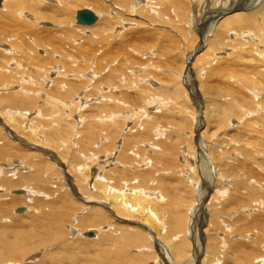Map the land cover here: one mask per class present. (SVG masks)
Returning <instances> with one entry per match:
<instances>
[{
    "label": "bare ground",
    "instance_id": "bare-ground-1",
    "mask_svg": "<svg viewBox=\"0 0 264 264\" xmlns=\"http://www.w3.org/2000/svg\"><path fill=\"white\" fill-rule=\"evenodd\" d=\"M77 2L78 3H85V6H83V8H78L81 6H76ZM108 3H109V7L111 6V7H114L115 9H118V12L120 11L123 15H120L117 12L115 13L113 10L108 8V5L105 6V4H103L100 0H84V2H81V0H1V5H0V124H2L6 133L10 134V136H12V138L15 139L14 143L16 142L15 143L16 145L12 146L13 141L11 142V140L9 143H4L6 148L1 147V144H0V219L9 216L12 212H14L16 210L22 212V213H19L20 216L24 215L29 210L31 211V207H32L33 208V216H32L33 225H35L36 227L40 226L41 224L43 226H45V224L51 225V227H49V232L52 231V234L47 232L48 234H45V236L42 237L43 240L44 239L54 240L55 238L58 239L59 236L61 235L60 231L61 230L63 231L62 225H64V222L63 223L61 222L62 225L60 226V228H61V230H60L58 222L56 220L60 219V217L62 216L61 211H59V210H62V208L57 210L56 207H59V205L58 206H55V205H56V203H58L57 199L61 200V198L63 197V200H64L66 198L64 197L65 194H64V196L61 194L59 196H57L58 194H57V191H55L56 190L55 187L50 185V176H52V175H49V174L46 175L45 174L46 168L47 167H53L54 165L59 166L60 170H62V172H64L68 183H70L72 185L71 186V188L73 190L72 196H73V194H74V197L77 196V198L80 200V202H81V200H82V202L85 201L87 203L86 206L90 202H93V203L96 202L98 204H101L102 207L105 208V210H103V212H105L107 209L108 211H110L108 213H110L111 216L113 215V217H115L116 219L119 218V220H120V218H121V220H123V219L124 220L125 219L126 220H134L137 218L138 215H135L134 213H132L129 216H126V215L129 214L128 209H130V207H131L130 204H133L132 200H135V203H137V204L136 205L134 204L133 205L134 207L130 210H133V211L136 210L138 212L141 210L140 215L143 214L142 210H144V212H146L145 211V209L147 208L146 201L147 200L153 201V199H154L153 197H151L153 199H149V198L146 199L147 195H149V197H150V195L153 196L154 193L148 192L144 189L135 188L133 185H131L132 182L128 183L129 181H127V180H124V182H120V180L116 181V179H127L126 177L129 174L136 176L137 170L133 171L134 169L133 170L130 169L131 167L134 166V164L131 163L133 161L132 160L130 161L129 157H128L129 159L124 158V160L122 159L123 161L121 160L122 164H120V165L123 166V169H119L120 170L119 173L117 175H114V180H115V183L117 185H114L115 184L114 183V184L108 186V184L104 185L105 183H100L99 184L100 192L95 193V191L90 189L91 187H90L89 183L87 182L89 180L88 179L89 177L87 178V176H85V175L81 176V174H84V172H83L84 170H82L81 171L82 173H80L81 169H77V167H75V165L73 166L74 167L73 168L72 167L73 164L71 162L73 160L67 162L68 159L65 158L67 160L66 161L64 159L63 152H61V150L63 148H64V150L65 149L70 150V148L73 147V145H76L74 143V141L76 140V138L79 134V131H78L79 128H77L78 126L76 127L75 124L77 125V123H82L83 119H82V116L81 117L79 116L77 118V116H75V114L73 112V109L77 108L79 110V107H78L79 104H81L83 106L86 102H87V104L90 102V98H89L90 95H88L86 92H84L85 89L87 90L86 87L89 85L88 90L91 88L90 90L92 92L94 90V87L96 88V91L98 90L99 87L101 90L102 89L101 87L104 84L102 85L100 83V79L101 78L104 79L105 76L107 77L108 84L112 85V88H113V86L117 87L119 85V83L114 84V82H117L118 80H120V79L117 80V78H116L117 81H113L112 83L111 82L109 83L108 79H109V77L112 76V75H110L109 72H111V71L113 72L115 68H113V69L110 68L109 72L105 71L108 68V65L110 66V62H111L109 60H108L109 62L107 60H105L106 56L105 57L101 56L105 60V62H103L101 60V58L100 59L95 58L97 55L94 54V56L96 55L94 58L98 59V60L94 59V61H92V63L94 62L93 65L96 64V66H97L96 70L92 71L91 70L92 69V63L90 61L93 59L92 54H91L92 49H90L88 46H86L87 43L89 44V42L91 40L89 38L91 36L89 38L87 37L89 39V42H88L85 35H83V38H84V40L86 38L87 43H86V45H84L85 42L83 40L80 43V46L83 43V46H86L87 48H85V50H83V49L79 50V46L77 47V45L79 43L77 45L75 43V41L78 39V37H77V39H75L74 35L78 32V29L86 30V32L91 31V34H94V36H95L94 38H97V37L99 38L98 41L96 40L98 44H101V46L104 44L106 46H109L112 43H114L113 41L115 39L123 40L124 37H125L124 41L127 39L126 35L132 26L130 25L131 27H129L130 23H127L126 21L134 20L133 23H135V21H136V24L138 23L137 26H140V25L143 26L145 23L144 21H146L152 25H159V26L165 27V26H168V24L173 23L172 22V17H173L172 14L174 12H176L175 15H177V16L179 15L181 22L183 24H187V23L190 25L195 24L196 27L199 29L200 33L202 34L201 39H200L199 43L197 44L196 49L193 52H191L190 56L187 57V60H186L187 63H189V61L193 58H194L193 60L195 63L201 61L202 67H199V68H201L200 72L205 70L206 68H212L215 71V73H217V74L219 73L221 75V77L227 79L228 77H230V75L237 72V70H238L237 67L241 66L240 61H244L247 57H250V59H252L257 64V66L254 65L252 67L253 71L249 69L250 68L249 66H248L249 68L246 67L248 65L247 63H246L247 65L243 64V66H244L243 68H245V69H242L243 72L240 71L241 72V74L239 75L240 78L237 76L239 78V83L241 84V86L239 84L237 87H234V85H233V87H231L232 83H230V86L225 83V85L223 84V86L219 88L221 90H219L217 92V94L220 96V98L229 99V100L231 98V99H233V100H231V102L235 100V103L231 104V102L229 101L230 106L228 105L229 107L226 108L228 101H225V102H227V104L224 102L226 105H224L223 108L219 107V108H221L219 110V112H218V108L216 106L214 108L213 107L210 108L211 109L210 112L207 110V108L209 107V106H207L206 110L204 111V115L206 114L205 119L207 122V124H206L207 129L213 124L212 120L214 121V119H212V118L216 119V117H214V116L221 114L222 115L221 122H222V124H224V126L230 125L232 127H235V129H237V130H240V128H241L244 130L250 129L251 131H256L257 135L251 139V141L249 142L250 145H247V147L250 148V150L244 146L240 147V144H242L243 141L239 144L238 140L235 139L236 138V136H235L234 139L233 138L230 139V142L222 141V139H223L222 138L221 141H220V139H218V141L216 140L214 142L213 146L210 144V148H209V145L206 147L204 146V150H202V152L209 149V151H208V152H210L209 158L211 160L209 162V165L207 163H204L206 160L204 162H202L203 165H201V166H203V167H198L196 165L194 167L191 166V163H192V165H194L193 163H194V161H196V159L191 156V153L194 152L192 147L194 148V150L197 149L196 148V146L198 144L197 142H194V144H192L193 145L192 147L189 145V143H187V141L182 142L181 146H183V144H184L183 154L174 155V157H169V154H167L168 153L167 151L172 149V147H173L171 144L172 141H170V143H169L167 141V138L169 136L167 135L168 137L164 138V137H162V135H164V134H162L161 132H164L162 122L167 120V119L164 120V118H167V117L170 118L171 117L170 114L165 112V110L171 108L173 106V102H171V99H170L171 92L166 91V93H164L165 90L161 89L163 86L160 85V82L163 83V80H161V78L158 77L157 75H154V73L156 71H154L153 76L148 75L149 76V77L147 76L148 80H146L147 81L146 83H148V85L150 84V85H152V87H154L153 93H152V91H150L151 89H149L148 95L143 93L144 95L143 96L141 95L142 100L140 98L139 99L137 98V100H138L137 104L135 103L136 102V99H135V102H134V104H136L135 106H131V104H130L131 102L129 103V101H128L129 97H127L128 95H125V94L122 95V92H120V91H117V93H116L115 88L113 90L110 89L112 91V95L114 96V98H112L111 96L108 95L111 93V91L108 89L110 91V93H108L107 92L108 90L106 91L104 86L103 87L107 93L102 94L101 93L102 91L101 92H100V90L97 91L96 95H100V98L99 97L98 98L102 99V101H103V102H100V100H99V102L101 104H103V106L106 110L109 109L111 106L113 111H112V109H109L108 111L105 110L106 112L100 111L101 112L100 115L94 116V114H93V116H91V118H89V114L87 113L88 114L87 119L89 120L88 123L90 124L89 126H92L91 129H89V128L88 129L91 132H93L92 129H94L95 131H98L97 129L100 130V128H101L100 125H102V124H103V126L105 124L107 125L108 123L112 125V122L113 123H115V122L120 123V121L125 123L126 121H132V120L137 118L138 122L136 123V121H135L134 123L137 125L141 124V126H143L145 128L142 130L143 132L141 134L138 133V135H141V137H142L141 141H143V143L141 144V149H142L141 151H143V152H141L142 154L140 153L141 154L140 155L141 162L143 163V160H144L143 158L145 157V158H148V160L152 163L150 170H148V172H146L147 175H151L153 177V175L155 174V171H156L155 169L158 167V165H163L164 169H166V170L173 169L172 174L173 175L178 174V176H177L178 178L179 177L183 178V176L186 175L185 180H187V181L190 180V182L193 179L192 176L191 177L189 176L190 172H191L189 170L190 167L193 169L195 168V172H198L197 168H199V171L201 169V171L199 172V175L201 174L200 176L204 178L203 179L200 177L201 179H203L202 180L203 183L205 182L204 180H206V179L210 180L209 182H211V180L216 179V183L212 184L213 186L208 185L209 183L207 182V180L205 182L207 188L199 198H200L201 205L203 204L202 209L204 208V206L206 204H207V206H206L207 209H205L206 211L204 210V214L201 215L202 217L200 216V214L198 215V217L200 216V218H197L199 220L198 224L197 223H196V225L192 224L194 226V228H193L191 223H190L191 222L190 219H188V221H187V218H190L189 214L192 215L196 212L195 211L196 208L194 209V206L192 204L193 202L191 204H184V206L186 208V209H184L185 212H183L182 215L178 216L179 219L177 218L178 221H177V224H175L177 230H179V232L182 231V233L184 231H186L185 229H188L187 226H190V225H191L192 233L195 232L196 228L198 229L195 232V236H197V238H198L197 240L194 239V240H196L195 244L197 245V243L199 242V239H202V243H198L197 247L195 248V252H194L195 260L190 259V260H185L184 262H180L183 260V256L185 255V252H183L179 255L180 257H182V260L175 261L173 264H228L227 262H225V260L228 258V256L227 255L221 256L223 254L222 251L224 252V250H227L226 252H228V250L234 251V252L236 251L239 254L238 256H236L234 254V252L233 253L231 252L232 254H234L236 256V258L233 257L235 259L234 260L232 259L233 260L232 264H238L240 259H241V262H243V264H261L260 263L261 261L264 262V252L261 253L259 250H257V248H256L257 252L259 251L261 254H256V253L252 252L251 248L249 247V244L247 245L249 247V248L248 247L246 248L247 250L241 251L243 242H242V245L239 241H235V240L233 241V239H231L233 242H228L227 237H224L223 233H225L226 230H228V232L230 230H232V232L234 231L233 233H231L233 235V237L235 236V234H237V235L242 234V235H240V237L246 235V237L251 238L252 242L254 241V244H255V242L263 243V249H264V222H262V220L264 221V219L261 220V218H264V169H263L264 168V159H263V157H264V0H190V2H189V0H109ZM202 3L205 6L203 5L202 8H200V5H202ZM81 9L91 10L97 16V21L93 24H81V23H79L77 20V13ZM200 9H201V11H200ZM184 12H186L187 15L184 16ZM196 12H200L202 15V18H205V20L200 18L199 21L202 22V23L199 22L200 24L198 23V17H197L200 14L197 13L198 14L197 15ZM207 14H209V16H207ZM201 15L199 17H201ZM135 16H138L141 19H138L139 21L135 20V18H133ZM155 16H158V18L160 19L159 20L160 23L155 24V21H156V19H154ZM206 19H209V21L207 22ZM47 20L51 21L49 23L50 25L52 22H54V24L52 23L53 25L59 26V28H56V29L54 28L56 26L53 27V29L55 31L54 32L55 34L53 33V35L50 34V32L48 31V29L45 26H43V23L45 25V23L48 22ZM72 23L77 27V31L75 32V34H73V31H75V29L71 30L72 25L70 27V24H72ZM133 23H131V24H133ZM179 24H181V23H179ZM204 25H206V32H207L206 34L203 33V29H202V27ZM75 26H74V28H76ZM145 26H147V25H144L143 27H145ZM186 27L189 28L190 26H186ZM159 28H161V27H159ZM159 28H157V29L154 28V31L160 30ZM96 29L99 31L97 32ZM147 29H150V28L148 27ZM44 30H46V31H44ZM92 30H93V32H92ZM41 31L42 32L48 31L46 38L41 37V35H42V34L40 35ZM79 32H80V30H79ZM179 32H181V28L179 29ZM123 33H124V35H122ZM144 33H145V31H144ZM144 33H143V36H144ZM161 33L164 35H167V36L171 35L168 33L167 29H163V28H162ZM84 34H85V32H84ZM86 34L90 35V33H86ZM184 34H186V33H184ZM141 35H142V33H141ZM188 35H190V34H188ZM77 36H80V34H78ZM129 36H131V35H129ZM156 36H158V34ZM30 39L32 41L34 40L35 46H34V44H31ZM92 41H93V39H92ZM94 41H93V43H95ZM117 41H119V40H117ZM181 41H182V39H181ZM150 42H152V41H150ZM74 43H75V45H73ZM90 43L92 45V42H90ZM161 43H163V42H161ZM120 44H122V43H120ZM158 44H159V42H158ZM93 45L94 46H92V48L94 49V47L96 45L95 44H93ZM105 45H104V48H105ZM124 45L125 44H123L122 46H124ZM168 45L171 47V45H172L171 42H169ZM31 46H34V48H32ZM41 46H45V48L42 49ZM89 46H90V44H89ZM81 48H82V46H81ZM96 48H98V47L96 46ZM150 48L145 47L143 49L150 50ZM102 49L103 48L101 47V50ZM106 50H107V48H106ZM106 50L104 51L105 54L108 53ZM111 50L113 51L114 49L111 48ZM166 50H168V49H166ZM41 51H43V53H41ZM88 51H89V53H88ZM102 51L99 50L100 53L98 52V56H99V54H103V53H101ZM112 51H110V52L112 53ZM121 51H123V50H121ZM153 52H155V51L153 50ZM162 53H164V52H162ZM112 54H111V56H112ZM120 54H121V52H120ZM56 56H59V57H56ZM156 56H158V55H156ZM112 57H114V56H112ZM152 57H154V56H152ZM114 58H116V57H114ZM114 58H113V60H115ZM110 59H111V57H110ZM125 59L127 60V58L124 57V60ZM143 59L146 60L145 58H143ZM195 59H196V61H195ZM113 60L111 63H113ZM129 60L132 63L134 62V60L133 61L131 59H129ZM203 60H204V62H203ZM245 61L247 62L248 60H245ZM149 62L150 61H148V63ZM130 63H129V65H130ZM121 64H122V62H121ZM124 64H126V63H124ZM189 64L185 68V71L180 70L177 73V75L179 77L183 76L184 80L186 79L188 73L190 72L189 70L191 69V68H189ZM203 64H204V66H203ZM34 65L36 66V69H37V72L35 70V78H33V76H32L33 74L31 75V68ZM111 66L113 67V64ZM129 67H131V66H129ZM133 67L135 68V65L132 66V69H133ZM148 68H145V69L148 70ZM125 69L126 68H124L123 70H125ZM129 69L130 68H128V70ZM153 69H155V68H153ZM89 70H91V73H89ZM140 70H141V68H140ZM244 70H246V72ZM117 71L119 73V69ZM43 72L47 73L46 76H44L45 74H43ZM141 72H143V70ZM157 72L160 74L159 71H157ZM158 73H156V74H158ZM120 74L121 73H119V75ZM173 74H171V76ZM253 74H255L257 77ZM119 75H117V77ZM144 75H146V73ZM133 76L137 80H139L136 77V75L133 74ZM159 76H161V74ZM253 76L256 77L255 80H254ZM121 77H122V74H121ZM129 77L134 78L131 75H129ZM217 78L215 77V79H217ZM113 79L115 80V78H113ZM122 79H124V78L122 77ZM167 79H170V78H167ZM109 80L111 81V79H109ZM158 80L160 82H158ZM177 80H178V78H177ZM133 82H135V79ZM137 82L139 84V81H137ZM171 82H172V80H171ZM140 83H142V82H140ZM143 83H145V80ZM49 84H51V86H55L54 89L48 91V90H43V89L39 88L40 92H42V93H43V91L47 92V93L44 92L43 95L42 94L40 95V92L38 91V86H41L44 88V85H45L46 88L48 89L50 87ZM122 84H124V83H122ZM122 84H120L119 86L126 89V87L123 86ZM128 84H130V83H128ZM148 85H147V87L145 86V88H148ZM159 85H160V87H158ZM130 86H131V84H130ZM106 87L109 88V86H106ZM51 88L52 87H50V89ZM1 89H4L5 91L2 92ZM104 89H102V90H104ZM133 89H134V87H133ZM140 89L143 90L142 87ZM175 89H177V88H175ZM213 90H214V88H213ZM215 90H217V89L215 88ZM87 92H89V91H87ZM94 92L92 94L95 96ZM99 92L101 94H98ZM118 92H119V94H118ZM138 92H140V90ZM149 92H150V94H149ZM132 93H134V92H132ZM92 94H91V99L92 100L95 99L93 101H96V97L93 96L94 97L93 98ZM130 96H132V94ZM41 97H43L42 100L45 98L44 99L45 101L43 102L44 104L43 103L38 104L39 102H42V100H40ZM108 101H111V102H108ZM210 101H208L207 103H209ZM96 102H94L96 104V106L94 104V107L101 106V105H99L100 103H98V102L96 103ZM211 102L214 103V101H211ZM91 103H92V101H91ZM91 103H89V105ZM170 104H172V105H170ZM97 105H99V106H97ZM216 105H217V103H216ZM94 107H93V111H94ZM89 108H90L89 110L92 111L91 110L92 107H89ZM153 109H154V111H153ZM85 110H87V109H85ZM85 110L83 111L84 113H85ZM97 110L99 112V109H97ZM97 110H95V111L97 112ZM80 111H82V109H80ZM239 111H241V113ZM169 112H170V109H169ZM238 112L241 115L235 114ZM81 114H83V113H81ZM180 114L182 115V113H180ZM144 115H146L145 118H143ZM235 115L238 117L237 119L234 118ZM259 116H262V119ZM73 117H75V118H73ZM252 117H255L256 119H259V120L253 121ZM131 118H134V119L131 120ZM207 118H208V120H207ZM217 118H218V116H217ZM243 118H244V120H243ZM21 120H22V122L20 125H22L23 123H26V126L29 129H31V131H33V132H31L32 134H34L33 136L37 137L35 139V141L33 142V145L27 141L28 138L26 139V135L24 133H21V132L19 133L14 128V126L15 127L17 126V125H15L17 123V121H21ZM72 120L77 121V123L73 122ZM241 120H243V124H242V122L240 123L242 125L239 124V122ZM247 120H249V121L246 122ZM139 121H142L143 124L139 123ZM122 122H121V124H122ZM127 124H129V123H127ZM256 124H258L259 126H257ZM17 128H20V127L17 126ZM108 128H110V127L107 126V129ZM201 128H202L201 125H199L198 127L196 126V135L197 136H199V131ZM247 128H249V129H247ZM82 129L83 128L81 127V130ZM178 129L179 128H177V130ZM135 130H136V128H135ZM67 131H70L69 135H67ZM84 131L82 130V132H84ZM179 131H182V130H179ZM103 132L104 133L106 132L105 129ZM113 132H114V130H113ZM207 132H208V130H207ZM240 132H241V130H240ZM87 133L89 134V132H87ZM106 133H108V132H106ZM167 134H169V133H167ZM85 135H84V137H85ZM119 135H120V132H119ZM178 135H179V133H178ZM178 135H177V137H178ZM190 135L192 136V134H190ZM3 136H5V135H3ZM132 136H133V134H132ZM96 137H97V135L92 133L91 137L88 139L93 141V139H95ZM124 137H126V136H124ZM118 138H120V137H118ZM179 138H180V136H179ZM203 138H201V139H203ZM6 139H4V140H6ZM126 139L124 138V140H126ZM114 140H116V138ZM120 140L123 141V139H120ZM132 140H133V138H132ZM145 140H149V141L151 140L152 142L145 141ZM175 140H176V142L178 141L176 138H175ZM92 141H90V142L92 143ZM194 141H196V140H194ZM109 142H108V145H109ZM180 142H181V140H180ZM199 142H201V141H199ZM211 142H212V140H211ZM65 143H66V145L69 143L67 145V147H66ZM72 143H74V144H72ZM82 143H86V142L82 141ZM116 143L117 142H115L114 145ZM138 143L140 144V142H138ZM77 144H78V142H77ZM175 144H177V143H175ZM202 144L204 145L203 142H202ZM118 145H120V143ZM134 145H135V143H134ZM177 146H179V145H177ZM188 146H189V148H188ZM228 146L230 148L231 147H236V148L230 150V148ZM36 147L38 148V153L40 154V152H41V155H40L41 157H38V156L36 157V155H34L33 153L30 152L33 149H37ZM112 147H113L112 150L116 149V148H114V146H112ZM217 147L221 148L220 149L221 151L219 150L220 153L217 152L218 149L217 150L215 149ZM92 148L93 147H91V149ZM106 148H108V147H106ZM76 149L74 151H76V154L78 156V153H80V152H77ZM119 149H121V146ZM125 149H126V147H125ZM136 149H138V148L135 147V150ZM191 149L193 152H191ZM181 151H182V149H181ZM36 152H34V153H36ZM95 152H96V150L94 151V153ZM170 152L172 153L173 151H170ZM175 152H177V151H175ZM175 152L173 154H175ZM208 152H207V155H208ZM243 152H245V153H243ZM84 153L86 154L87 152L83 151V155H84ZM88 153L91 154L90 151ZM94 153H92L93 155H91V156H93L92 157L93 159H94ZM115 153L117 154V152H115ZM96 154H98V153H95V155ZM200 154H202V153L200 152ZM112 155H114V153L111 154L110 157H113ZM121 155H123V154H121ZM130 155H132V154H130ZM91 156L87 157V159L88 158L91 159ZM98 156H100V154ZM102 156H103V154H102ZM107 157H108V155H107ZM133 157H136V156H133ZM72 158H75V157H72ZM81 158H83V157H81ZM93 159H91V160H93ZM97 159L95 158V160H97ZM107 159L102 158L99 160V162H101V163L103 162L104 164L107 163V165L109 166V164H111L115 161V160L113 161V158H112V160L110 158H109V160H107ZM212 159H213V162H212ZM76 160H79V159H76ZM180 160L182 161L181 164H183L182 168L179 165V162H181ZM85 161H87V160L85 159ZM77 163L79 165V162H77ZM77 163H76V165H77ZM257 163H259V164L262 163V165H259L261 167L260 170H257V167H256ZM93 164L96 165V163H93ZM104 164H102L101 168L104 166ZM244 164H245V166H244ZM175 165H176V167H175ZM113 166H114V164H113ZM115 166H114V168H115ZM211 166H212V168L216 167L215 177H213V173L210 170ZM80 168L84 169L83 167H80ZM103 168H106V165ZM71 169L75 172V175H74L75 180H74V177H72V175L70 174ZM72 170H71V172H72ZM89 170H90V167H89ZM113 170L117 171L116 169H113ZM128 170H130V171H128ZM175 170H178V172L175 173ZM62 172H61V174H62ZM94 172H95V170H94ZM98 173H99V170H98ZM101 173L103 174L102 170H101L98 178L101 176ZM192 174H193V172H192ZM58 175H60V174L58 173ZM144 175H145V172H144ZM80 176H81V178L82 177H84V178L80 179L79 178ZM92 176L93 175H91V177H90L91 180H92ZM258 177H260L259 178L260 181L258 180ZM56 178H58V177H56ZM61 178H62V176H61ZM181 178H179V179H181ZM77 179H78V184H77ZM79 179L83 182L82 183L80 181L83 185L79 183ZM140 179H141V177H140ZM55 181H57V180L54 179V182ZM98 182H99V180H98ZM160 182H161V179H160ZM198 183H200V182L198 181ZM47 185H49L50 187H54L55 190L54 189L50 190L48 187L45 188ZM58 189H61V187L59 186ZM65 190H67V189H65ZM79 193H80V195H79ZM52 195H54V196H52ZM70 195H68L67 198L70 197L72 199V196H70ZM41 196H43V197L45 196L46 198L49 197L50 199H48V201L44 202L45 200L41 201L37 198V197H41ZM53 198H55V199L53 200ZM257 198H261L260 200L256 201V202H259L257 204V207L251 206L253 204L254 200H256ZM72 200L74 201L75 198ZM195 200H197V199H194V201ZM29 201L30 202L33 201L34 205L29 206L28 205ZM35 201H37V202L35 203ZM159 201H162V199ZM152 203L154 204V201ZM199 204L200 203L198 202V205ZM255 205H256V203H255ZM43 206H44V208H43ZM89 206H88V208H89ZM161 206H163V205H161ZM250 206H251V208L253 207V208H256L258 210L259 216H258V218L256 216L257 220L255 217H254V219H255L254 221H252L253 219H250L249 216L251 214L247 213V212H249L248 209L250 208ZM231 207L233 208V212H231ZM85 209H87V208H85ZM234 209H237V211H235ZM25 210H26V212H25ZM146 210L148 211L146 213V214H148V216L154 215V217H155L156 215H158V214L155 215V213L152 212V210H148V209H146ZM18 211H16V212H18ZM136 211H134V212L136 213ZM254 211H252V212H254ZM65 212H63V213H65ZM161 212H163V211H161ZM235 212H236V215L233 214ZM245 212H246V215H245ZM79 213L80 212H78L76 216H73L75 218V221L79 220V218H80ZM84 213H86V211H84ZM65 214H67V213H65ZM73 214L75 215V213H73ZM105 214H106V212L104 213V215ZM19 215H17V216H19ZM80 215H82V214H80ZM83 215H85V214H83ZM83 215L81 216L82 218H83ZM100 216H101V214L99 215V217ZM233 216H235V217H233ZM63 217H64V215H63ZM95 217L98 218L96 215H95ZM231 218H234L235 221L233 219V221L231 222V220H230ZM71 219H72V217H71ZM87 219H90L89 216H85L83 218V221L86 224H88ZM156 219H158L160 224L162 223L161 224L162 226L165 225L162 221H160V219L158 217H156ZM156 219L154 221H157ZM62 220H64V219H62ZM115 220H114V222H115ZM90 221H91V219H90ZM164 221H166V220H164ZM171 221H173V220H171ZM241 222L243 223V225L245 224L243 227H240V226H242ZM65 223H67V222L65 221ZM102 224L105 225V223H102ZM65 225L67 226V224H65ZM70 225H71V223H70ZM73 226H74V224L72 225V227ZM125 226H127V225H125ZM125 226L123 228H125ZM203 227H205V228H203ZM127 228L130 229L129 227H127ZM127 228H125V231H124L125 233L121 236L122 238L120 239V241H122L119 245L120 256L118 255L121 259L120 264H140L141 261L134 259V257H129V255L127 254L126 251L129 250V247H132L136 242L140 243V241L144 237H147V239L149 240L150 243L153 242V240L155 239V232L153 233V230L151 228H148L146 233L143 234V233H140L139 231H137V232H130V230L127 231ZM255 229H256V232L254 234V233H252V231H255ZM88 230H89V228H87V227H82L81 229L79 227L78 228L75 227V228H72V231H70V233L72 234L73 237H77V236L81 235V236L89 239V237L93 236V235L91 234V232H90L91 235H88V233L85 234V231L88 232ZM103 230L105 231V229H103ZM144 230H145V228H144ZM101 233L102 232L99 233V231L96 233H93L94 239L95 238L97 239L98 237H100ZM104 233H106V232H104ZM104 233L102 235H104ZM165 233H167V232H165ZM145 234H146V236H144ZM175 234L173 233L172 236H175ZM183 234L185 236V232ZM205 234H206V236H205ZM192 235H194V234H192ZM219 235L222 236L221 241H220L221 236H219ZM107 236L105 237V239H107ZM164 236H166V235H164ZM217 236H219V239L217 238ZM205 237H207V239H205ZM103 239H101V240H103ZM170 240H173V239L170 238ZM170 240L168 241L169 243L171 242ZM179 240H180V237H179ZM204 240H206V243H204ZM117 241H118V239H117ZM178 241H175L176 242L175 245H178ZM181 241L182 240H180L179 242H181ZM252 242H250V243H252ZM185 243H186V241L183 244L184 245L183 248L186 247ZM229 243H230V245H229ZM0 244H5V245L9 246L1 238H0ZM181 244L182 243H180V245ZM21 245H24V243L22 242ZM252 245H253V243H252ZM179 246H176V247H178V250H180L177 252V255L179 254V252L184 251L181 248H179ZM225 246H226V248L224 250H221V248H224ZM19 247H20V245L18 244V246H15L13 249L16 250ZM149 247H152V246H149ZM160 247L162 249L157 248L158 252L161 255L162 259L165 260L166 259L165 256L168 257V254L165 251L163 245H160ZM254 247H255V245L252 246V249ZM173 249H175V248H173ZM185 249L187 251V247ZM141 250H142V248H141ZM254 250H255V248H254ZM240 251L243 252L244 256L241 255ZM23 252H25L24 249H23ZM121 253H122V255H121ZM128 253H130V251ZM187 253H188V251L186 252V254ZM36 254H38V253H35V254L31 253V254L27 255V259L30 260L31 264L36 262V260H37ZM124 257H125V259H124ZM155 257L157 258V256H155ZM153 258H154V256H153ZM157 260H158V258L155 259V261L151 260L145 264H152L153 262H155L154 264H156Z\"/></svg>",
    "mask_w": 264,
    "mask_h": 264
},
{
    "label": "rangeland",
    "instance_id": "rangeland-1",
    "mask_svg": "<svg viewBox=\"0 0 264 264\" xmlns=\"http://www.w3.org/2000/svg\"><path fill=\"white\" fill-rule=\"evenodd\" d=\"M103 4H105V6H107L108 5V8L109 9H111V10H113L115 13L117 12L118 14H120V15H123L120 11L118 12V9H115L114 7H109V0H100ZM81 2H84V0H81ZM189 2H190V0H189ZM204 4L202 3V5H200V8H202V6H203ZM76 6H81V7H78V8H83V6H85V3H78L77 2V4H76ZM205 6V5H204ZM75 8V7H74ZM92 8V7H91ZM204 10V9H203ZM200 11H201V9H200ZM203 12V11H202ZM200 14L201 15V13L200 12H196V14ZM112 14V13H111ZM176 14V12H174L172 15H173V17H172V22L173 23H171V24H168V26H159V25H152V24H150L149 22H146V21H144L145 23H144V25H147V26H145V27H143V26H137V24H136V21H135V23H133L134 22V20H129V21H126L127 23H130L129 24V27H131V29L129 30V32L127 33V39L124 41V39H125V37H124V39L123 40H121V39H115L113 42L114 43H112L111 45H109V46H106L105 44V48H104V45H102L101 46V44H98L97 43V41H98V37L97 38H94L95 36H94V34H91V31L90 32H86V30H81V29H78V34H80V36H77L76 34H75V32L77 31V27L72 23V24H70V27H71V25H72V27H71V30H73V29H75V31H73V34H75L74 36H75V39H77V37H78V39L75 41V43H76V45H77V47L79 46V50L80 49H83V50H85V48H87L86 46H88L90 49H92V60H90L91 61V63H92V61H94V59L95 58H98V59H100L101 58V60L103 61V62H105V60H109V61H111L112 62V60H113V58L114 57H116V58H114L115 60H113V63H111L110 62V66L113 64V67L111 66H109L108 65V70L106 69L105 71H110V68H117L116 70L114 69V71L112 72H109L110 73V75H112L111 77H109V79H111V81L108 79V81H109V83L111 82H113V81H117L118 79H120V80H118L117 82H114V84H118L119 83V85L120 84H122V83H124V84H122L123 86H125L126 87V89H124L123 87H121V86H117V87H114L113 86V88H112V85H110V84H108V82H107V77L105 76L104 77V79L103 78H101L100 79V83L105 87V89H106V91L109 89H114L115 88V91H116V93H117V91H120V92H122V95L123 94H125V95H128L127 97H129L128 98V101H129V103L131 104V106H135L137 103H138V100H137V98L139 99H141L142 100V96L144 95V94H147L148 95V91H149V89H151L150 91H152V93H153V88L154 87H152V85H148V83H146L147 81L146 80H148V77L150 76V75H152L153 76V73H154V71H156L155 73H154V75H157L158 77H160L161 78V80H163V83L162 82H160L159 80H158V82H160V85L161 86H163L161 89H164L165 91H164V93H166V91H168V92H171V96H170V99H171V102H173V106L171 107V108H169L170 109V112H169V109H166L165 110V112L166 113H168V114H170V118L169 117H167V118H164V120L165 119H167V120H165V121H163L162 122V126H163V131L164 132H161L162 134H164V135H162V137H164V138H166V137H168L167 138V141L170 143V141H172L171 142V144H172V149H170V150H168L167 152V154H169V157H174V155H180V154H183V150H184V144H183V146H181L182 145V142H184V141H187V143H189V145L192 147L193 145L192 144H194V142H197L198 144H197V146H196V148L197 149H195L194 150V148L192 147V149H193V151H192V149H191V152H193V153H191V156L192 157H194L195 159H196V161H194V165H192V163H191V166L192 167H194L195 165L196 166H198V167H203V166H201V165H203L202 164V162H204L205 160V162L204 163H207L208 165H209V162H210V156H209V154H210V152H208L209 151V149H207V150H205L204 152H202V150H204V146L206 147V146H208L209 145V148H210V144L213 146L214 145V142L217 140L218 141V139H220V141H221V139H222V141H226V142H230V139L231 138H235V136H236V140H238V142H239V144L242 142V144H240V147H247V145H250L249 144V142L251 141V139L253 138V137H255L256 135H257V133H256V131H251L249 128H247V129H249V130H244V129H241L240 128V130H241V132H240V130H237V129H235V127H232V126H230V125H226V126H224V124H222V122H221V117H222V115L220 116V115H216V116H214V117H216V119L215 118H212V119H214V121L212 120V125L207 129V126H206V124H207V122H206V114L204 115V111L206 110V107L207 106H209L208 108H207V110L210 112L211 111V109L210 108H214L215 106L218 108V112H219V110L221 109V108H223V106L224 105H226L227 104V102H225V101H228V104H227V106H226V108H228L229 106H230V102H231V100H233V99H231L230 98V100L229 99H224V98H220V96L217 94V92L219 91V90H221V89H219L220 87H222L223 86V84L225 85V83L226 84H228L229 86H230V83H232L231 84V87H233V85H234V87H237L240 83H239V78H240V74H241V72H243V70L242 69H245V68H243L244 66H243V64L244 65H247L246 67H248L250 70H252V67L254 66V65H256L257 66V64L252 60V59H250V57H247L245 60H250L249 62L247 61H240L241 62V66H239V67H237V72H235V73H233L232 75H230V77H228L227 79L226 78H223V77H221V75L218 73H215V71L212 69V68H206L205 70H203V71H201L200 72V70H201V68H199V67H202V64H201V61H199V62H197V63H195L194 62V58L193 59H191L190 61H189V63H187L186 62V60H187V57H189L190 56V54H191V52H193L195 49H196V47H197V44L199 43V41H200V39H201V33H200V31H199V29L196 27V25L195 24H193V25H190V24H183L182 22H181V19H180V17H179V15L177 16V15H175ZM197 14V15H198ZM185 15H187V13L186 12H184V16ZM196 15V16H197ZM199 15V16H200ZM199 16H197L198 17V23L200 22V23H202L201 21H199L200 20V18H202V15H201V17H199ZM207 16H209V14H207ZM133 18H135V20H138V19H141V18H139L138 16H135V17H133ZM176 18V19H175ZM178 18V19H177ZM209 18V17H208ZM154 19H156V21H155V24H157V23H160V19L158 18V16H155V18ZM203 20H205V18H202ZM48 21V20H47ZM54 21V20H53ZM139 21V20H138ZM206 21L208 22L209 21V19H206ZM44 22V21H43ZM42 22V23H43ZM46 22V21H45ZM51 21H48L47 23L49 24ZM197 22V21H196ZM41 23V24H42ZM47 23H45V25H44V23H43V26H45L47 29H48V31L50 32V34H52L53 35V33L55 32L54 31V29H53V27L54 26H56V27H54L55 29L56 28H59V26H57V25H53L54 24V22H52L51 23V25L49 24H47ZM126 23V24H127ZM131 23H133V24H131ZM147 23V24H146ZM178 23V24H177ZM179 23H181V24H179ZM199 23V24H200ZM131 25V26H130ZM136 25V26H135ZM74 26L76 27V28H74ZM152 26V27H151ZM158 26V27H157ZM183 26V27H182ZM186 26H190L189 28L188 27H186ZM199 26V25H198ZM150 28V29H147V28ZM159 28V27H161V28H159L160 30H158V31H154V28ZM53 30H52V29ZM162 28L163 29H167L168 30V33L169 34H171L170 36H167V35H164V34H162L161 33V31H162ZM181 28V32H179V29ZM184 28V29H183ZM191 28V29H190ZM140 29V30H139ZM186 29V30H185ZM193 29V30H192ZM202 29H203V33L204 34H206L207 32H206V25H204L203 27H202ZM205 29V30H204ZM79 30H80V32H79ZM97 30V29H96ZM138 30V31H137ZM44 31H46V30H44ZM48 31L47 32H40V35H41V37H44V38H46V36H47V33H48ZM88 31V30H87ZM99 30H97V32H98ZM131 31V32H130ZM137 31V32H136ZM144 31H145V33H144ZM152 31V32H151ZM188 31V32H187ZM83 32V33H82ZM84 32H85V34H84ZM92 32H93V30H92ZM158 32V33H157ZM177 32V33H176ZM86 33H90V35L89 34H86ZM141 33H142V35H141ZM143 33H144V36H143ZM184 33H186V34H184ZM55 34V33H54ZM152 34V35H151ZM158 34V36H156ZM162 34V35H161ZM188 34H190V35H188ZM192 34V35H191ZM83 35H85V37L87 38H89L90 36V38L89 39H91L90 40V42H92V45H91V43L89 42V39L87 38V40H88V42H89V44H90V46H89V44L86 42L87 40H86V38H85V40H84V38H83ZM122 35H124V33L122 34ZM129 35H131V36H129ZM136 35V36H135ZM147 35V36H146ZM155 35V36H154ZM56 36V35H55ZM93 36V37H92ZM150 36V37H149ZM153 36V37H152ZM174 36V37H173ZM182 36V37H181ZM186 36V37H185ZM138 37V38H137ZM144 39H143V38ZM146 37V38H145ZM161 37V38H160ZM177 37V38H176ZM131 38V39H130ZM160 38V39H159ZM170 38V39H169ZM92 39H93V41L95 42V43H93V41H92ZM153 39V40H152ZM169 39V40H168ZM181 39H182V41H181ZM184 39V40H183ZM188 39V40H187ZM84 40V42H85V44L84 45H86V43H87V45L86 46H83V43H82V48H81V46H80V43L82 42ZM97 40V41H96ZM117 40H119V41H117ZM133 40V41H132ZM157 42H156V41ZM164 40V41H163ZM30 41H31V44H34V40L32 41L31 39H30ZM78 41V42H77ZM124 41V42H123ZM150 41H152V42H150ZM33 42V43H32ZM158 42H159V44H158ZM161 42H163V43H161ZM169 42H171V47L168 45L169 44ZM75 43L73 44V45H75ZM120 43H122V44H120ZM127 43V44H126ZM93 44H95L98 48H96V46L94 47V49L92 48V46H94ZM123 44H125L124 46H122ZM180 44V45H179ZM48 45V44H47ZM116 45V46H115ZM165 45V46H164ZM34 46H35V44H34ZM34 46H31L32 48H34ZM133 46V47H132ZM151 48H150V47ZM42 47V49L43 48H45V46H41ZM101 47L103 48L102 50H101ZM150 48V50H145V49H143V48ZM106 48H107V50H106ZM111 48L112 49H114L113 51L111 50ZM165 50H163V49ZM168 49V50H166V49ZM96 49V50H95ZM125 49V50H124ZM171 49V50H170ZM180 49V50H179ZM206 49V48H205ZM99 50L100 51H102L101 53H103V54H99V56H98V52H99ZM107 51L106 53L107 54H105V52L104 51ZM112 51V53L114 54H112L110 51ZM121 50H123V51H121ZM127 50V51H126ZM129 50V51H128ZM153 50L156 52H153ZM97 51V52H96ZM95 52V53H94ZM120 52H121V54H120ZM125 52V53H124ZM162 52H164V53H162ZM172 52V53H171ZM176 52V53H175ZM41 53H43V51H41ZM88 53H89V51H88ZM100 53V52H99ZM124 53V54H123ZM153 53V54H152ZM159 53V54H158ZM166 53V54H165ZM94 54H96L95 56H94ZM111 54H112V56H114V57H112L111 56ZM116 54V55H115ZM119 54V55H118ZM155 54V55H154ZM164 54V55H163ZM175 54V55H174ZM247 54V53H246ZM108 55V56H107ZM125 55V56H124ZM150 55V56H149ZM156 55H158V56H156ZM101 56H103V57H105V60H104V58L103 57H101ZM118 56V57H117ZM129 56V57H128ZM152 56H154V57H152ZM56 57H59V56H56ZM95 57V58H94ZM110 57H111V59H110ZM124 57L125 58H127V60L125 61L124 60ZM148 57V58H147ZM103 58V59H102ZM134 58V59H133ZM143 58H147L146 60H144ZM98 59H95V60H98ZM122 59V60H121ZM129 59H131L132 61L134 60V62L132 63ZM153 59V60H152ZM171 59V60H170ZM108 61V62H109ZM125 61V62H124ZM129 61V62H128ZM148 61H150L149 63H148ZM166 61V62H165ZM183 61V62H182ZM195 61H196V59H195ZM236 61V60H235ZM239 61V60H238ZM107 62V63H108ZM121 62H122V64H121ZM128 62V63H127ZM131 62V63H130ZM140 64H139V63ZM185 62V63H184ZM203 62H204V60H203ZM237 62V61H236ZM252 62V63H251ZM94 63V62H93ZM93 63H92V71L94 70H96V68H97V66H96V64H94L93 65ZM124 63H126V64H124ZM129 63H130V65H129ZM138 63V64H137ZM148 63V64H147ZM157 63V64H156ZM234 63V62H233ZM247 63V64H246ZM251 63V64H250ZM144 66H143V65ZM153 64V65H152ZM189 64V68H191L189 71V73H188V75H187V77H186V79L184 80V77L183 76H178L177 75V73H178V71H180V70H182V71H185V68L187 67V65ZM120 65V66H119ZM135 65V68L133 67V69L135 70H133L132 69V66H134ZM146 65V66H145ZM156 65V66H155ZM159 65V66H158ZM165 65V66H164ZM123 66V67H122ZM129 66H131V67H129ZM143 68H142V67ZM164 66V67H163ZM169 66V67H168ZM203 66H204V64H203ZM95 67V68H94ZM150 69H149V68ZM242 67V68H241ZM124 68H126L125 70H123ZM128 68H130L129 70H128ZM140 68H141V70H140ZM145 68H148V70H146ZM153 68H155V69H153ZM161 68V69H160ZM183 68V69H182ZM119 69V73H121L122 74V77L124 78V79H122V77H121V74L119 75V73H118V70ZM153 69V70H152ZM210 69V70H209ZM248 69V70H249ZM35 70H36V72H37V69H36V66L34 65L32 68H31V75L33 76V78H35ZM91 70H89V73H91ZM139 70V71H138ZM143 70V72H141ZM164 70V71H163ZM117 71V72H116ZM126 71V72H125ZM129 71V72H128ZM145 71V72H144ZM148 73H147V72ZM151 71V72H150ZM157 71H159L160 72V74H161V76H159L160 74L157 72ZM173 71V72H172ZM241 71V72H240ZM245 72H246V70H244ZM253 71V70H252ZM107 72V73H108ZM124 74H123V73ZM128 72V73H127ZM135 72V73H134ZM205 72V73H204ZM106 73V72H105ZM112 73V74H111ZM146 73V75H144ZM156 73H158V74H156ZM173 74L172 76H171V74ZM43 74H45L44 76H46V74L47 73H44L43 72ZM114 74V75H113ZM127 74V75H126ZM133 74L134 75H136V77L139 79V80H137L134 76H133ZM139 74V75H138ZM169 74V75H168ZM214 74V75H213ZM216 74V75H215ZM237 74V75H236ZM117 75H119L118 77H117ZM129 75H131L132 77H134V78H131V77H129ZM141 75V76H140ZM149 75V76H148ZM211 75V76H210ZM253 75H255V74H253ZM115 76V77H114ZM148 76V77H147ZM232 76V77H231ZM239 78H238V77ZM256 76V75H255ZM255 76H253V78H254V80L256 79V77ZM102 77V76H101ZM215 77L217 78V79H215ZM221 79H220V78ZM113 78H115V80L113 79ZM116 78H117V80H116ZM143 80H141V79ZM167 78H170L171 80H172V82H171V80L170 79H167ZM177 78H178V80H177ZM207 78V79H206ZM113 79V80H112ZM122 79V80H121ZM134 79H135V82H133L134 81ZM169 81H167V80ZM190 79V80H189ZM223 79V80H222ZM229 79V80H228ZM233 79V80H232ZM128 82V83H130L131 84V86H130V84H128L126 81ZM131 80V81H130ZM144 80H145V83H143L144 82ZM165 80V81H164ZM176 80V81H175ZM124 81V82H123ZM137 81H139V84H138V82ZM184 81V82H183ZM225 81V82H224ZM231 81V82H230ZM44 82V81H43ZM137 82V83H136ZM140 82H142V83H140ZM166 82V83H165ZM176 82V83H175ZM204 82V83H203ZM220 82V83H219ZM222 82V83H221ZM224 82V83H223ZM107 83V84H106ZM134 83V84H133ZM136 83V84H135ZM174 83V84H173ZM219 83V84H218ZM100 84V85H101ZM138 84V85H137ZM142 86H141V85ZM163 84V85H162ZM169 84V85H168ZM189 84V85H188ZM221 84V85H220ZM236 84V85H235ZM101 85V86H102ZM109 86V88H107L106 86ZM135 85V86H134ZM137 85V86H136ZM144 85V86H143ZM147 85H148V88H145V86L147 87ZM160 85L158 86V87H160ZM175 85V86H174ZM208 85V86H207ZM49 86L50 87H52L51 89H50V87L47 89L46 88V86L44 85V88L43 87H41V86H38V91L40 92V90H39V88L40 89H43V90H48V91H50V90H52V89H54V87L55 86H51V84H49ZM101 87L102 89H104V87ZM134 87V89H133V87ZM157 86V85H156ZM240 86H241V84H240ZM239 86V87H240ZM88 87H89V85L86 87L87 88V90L85 89V91L84 92H86L88 95H90L89 96V98H90V102L89 103H91V101H92V105L90 104L89 105V103L87 104V102L82 106L81 104H79V110L77 109V108H74L73 109V112H74V114H75V116H77V118L80 116H82V119H83V122L82 123H77V121H73V122H76L77 123V125L75 124V126L77 127V128H79L78 129V131H79V134H78V136H77V138H76V140L74 141V143L77 145H73V147H71L70 148V150H67V149H65L64 150V148L61 150V152H63V154H64V159L66 158V159H68V161L67 162H69V161H71V160H73V161H71L72 162V167L75 165V167H77V169H81L80 170V173H82L81 171L82 170H84L83 172H84V174H81V176H83V175H85V176H87V178L89 179H87L86 181L89 183V185H90V189H92L93 191H95V193L97 192V193H99L100 192V189H99V184L100 183H105L104 185H106V184H108V186H110V185H112V184H114L115 183V180H114V175H117L118 173H119V169H123V166L122 165H120V164H122V162H121V160L123 159L124 160V158H128L130 161L132 160L133 162H131V163H133L134 164V166L133 167H131L130 169H134L133 171H136L137 170V173H136V176L135 175H132V174H129L126 178L127 179H116V181H119L120 180V182H124V180H127V181H129L128 183H130V182H132L131 183V185H133L135 188H138V189H144V190H146V191H148V192H152V193H154V195L153 196H151L150 195V197H149V195H147V198L146 199H153V201H154V204L152 203L153 201L151 200H147L146 201V204H147V208L146 209H148V210H152V212H154L155 213V215L156 214H158V215H156L155 217H154V215L152 216V215H149L148 216V214H146L148 211L145 209V211L146 212H144V210H142V213L143 214H141L140 215V211L138 212V211H136V210H134V211H136V213L133 211V210H130V209H132L134 206V204L136 205L137 203H135V200H132L133 201V204H130L131 205V207H130V209H128V212H129V214H127L126 216H129V215H131L132 213H134L135 215H138L137 216V218L136 219H134V220H121V218H120V220H119V218H115V217H113V215L111 216L110 215V213H108V212H110V211H108L107 209H106V214L104 215V213L105 212H103V210H105V208H103L102 207V205L101 204H98V203H96V202H90V203H88V205L86 206V202L85 201H83L82 202V200H81V202H80V200L77 198V196H75L74 197V194H73V196H72V193H73V190H72V188H71V184L70 183H68V181H67V179H66V177H65V174H64V172H62V170H60V168H59V166L58 165H54L53 167H47L46 168V172H45V174L46 175H52V176H50V185L51 186H54L55 187V189H54V187H50L49 185H47L45 188H49L50 190L51 189H54L55 191H57V196H59L60 194L61 195H63L64 196V194H65V198L67 199H64L63 200V197L61 198V200H59V199H57V201H58V203H56V205L55 206H58L59 205V207H56V209L57 210H59V209H61L62 208V210H59V211H61V217H60V219H58V220H56L57 222H58V225H59V228H60V226L62 225L61 224V222L63 223L64 222V225H62V228H63V231L61 230V228H60V232H61V235L59 236V238L58 239H54V240H48V239H44L43 240V238L42 237H44L45 236V234H48L47 232H49V227H51V225L49 224H45V226H43L42 224L40 225V226H38V227H36L35 225H33V219H32V216H33V208L31 207V211L29 210L26 214H24V215H19V213H22V212H20V211H18V210H16V211H18V212H16V211H14V212H12L9 216H7V217H4V218H2V219H0V238L2 239V240H4L5 241V243L6 244H8L9 246H7V245H5V244H0V264H31V262H30V260H28L27 259V255H29V254H31V253H38V254H36V257H37V260H36V262L35 263H32V264H120L121 263V259H120V254H119V245H120V243L122 242V241H120V239L122 238L121 236L125 233L124 231H125V228H127V227H129L130 229H128L127 228V231L128 230H130V232H137V231H139L140 233H146V231H147V229L148 228H151L152 230H153V233L155 232V241L153 240V242H149V240L147 239V237H144V236H146V234L143 236L144 238L140 241V243H135L132 247H129V250H127L126 252H127V254L129 255V257H134V259H137V260H139V261H141L140 262V264H145V263H147L148 261H151V260H154L155 261V259H157L158 258V260H157V262H156V264H173L175 261H180V260H182V257H180L179 255L181 254V253H183V252H185V255L183 256V260L182 261H180V262H184L185 260H192V259H194L195 260V258H194V252H195V248L197 247V245H198V243H202V239H199V242L197 243V245L195 244L196 243V240L198 239L197 238V236H195V232L198 230L197 228L195 229V232L194 233H192V231H191V225L192 224H194V225H196V223L198 224V219L197 218H200V216L201 215H203L204 214V210L205 209H207V204L204 206V208L202 209V206H203V204L201 205V202H200V196L203 194V192L206 190V180H204L205 182L203 183V177H201L200 175H199V172L201 171V169H200V171H199V168H197L198 169V172H195V168L193 169V168H191L190 167V177L192 176V180H191V182H190V180H185L186 179V175L185 176H183V178H181V177H179V178H181V179H179L177 176H178V174H172V171H173V169H169V170H166V169H164V166L163 165H158V167L155 169L156 171H155V174L153 175V177L151 176V175H147V173L146 172H148V170H150V168H151V166H152V163L148 160V158H143L144 160H143V163L141 162V158H140V155L142 154L141 152H143V151H141L142 149H141V144L143 143V141H141L142 140V137H141V135H138V133H142L143 131V129H145L143 126H141V124H135L134 122L136 121V123L138 122L137 120V118L136 119H134V118H131V120L132 119H134V120H132V121H126L125 123H123L122 121H120V123L118 124L117 122H115V123H113L112 122V125L111 124H105L104 126H103V124L102 125H100L101 126V128H100V130L99 129H97L98 131H95L94 129H92V131L93 132H91V131H89V129H91V127L92 126H89L90 124L88 123V114H89V118H91V116H93V114H94V116H98V115H100L101 114V112H106V111H108L109 109H112V107L110 106V108L109 109H105L104 108V106H103V104H101L100 102H103L102 101V99H99L100 98V95H96L97 94V91H99L100 90V87L98 88V90L96 91V88L94 87V90H93V92H94V94H95V96L92 94L93 92L89 89L88 90ZM121 87V88H120ZM143 88V90L142 89H140V88ZM150 87V88H149ZM46 88V89H45ZM93 88V87H92ZM145 88V89H144ZM175 88H177V89H175ZM213 88H214V90H213ZM215 88L217 89V90H215ZM100 90V92L103 94V93H110V91L108 90L107 92L105 91V89L104 90ZM119 89V90H118ZM129 89V90H128ZM175 89V90H174ZM184 89V90H183ZM2 90V92H4L5 90L4 89H1ZM134 90V91H133ZM137 90V91H136ZM140 90V92H138ZM174 90V91H173ZM186 90V91H185ZM211 92H210V91ZM87 91H89V92H87ZM136 91V92H135ZM44 92H46V91H43V93ZM92 92V93H91ZM98 93V94H101V93ZM132 92H134V93H132ZM43 93L42 92H40V95L42 94L43 95ZM47 93V92H46ZM137 93V94H136ZM139 93V94H138ZM144 93V94H143ZM86 94V95H87ZM91 94H92V97L94 96V97H96V101L98 102V103H100L99 105H101V106H99V105H97V106H99V107H94V102H96V101H93V100H95V99H91ZM111 94V95H110ZM110 94H108L109 96H111L112 98H114V96L112 95V91H111V93ZM118 94H119V92H118ZM121 94V93H120ZM132 94V96H130ZM134 94V95H133ZM149 94H150V92H149ZM87 95V96H88ZM137 97H136V96ZM142 95V96H141ZM189 95V96H188ZM135 96V97H134ZM173 96V97H172ZM93 97V98H94ZM99 97V98H98ZM42 98L43 97H41V99L40 100H42ZM88 98V97H87ZM98 98V99H97ZM173 98V99H172ZM176 98V99H175ZM45 99V98H44ZM42 100V102H39L38 104H42L45 100ZM135 99H136V102H135ZM99 100H100V102H99ZM175 100V101H174ZM179 100V101H178ZM214 101V103L213 102H211V101ZM208 101H210L209 103H207ZM223 101V102H222ZM230 101V102H229ZM96 102V103H97ZM108 102H111V101H108ZM134 102L136 103V104H134ZM222 102V103H221ZM226 104H225V103ZM216 103H217V105H216ZM233 103H235V100L234 101H232L231 102V104H233ZM44 104V103H43ZM129 104V105H130ZM209 104V105H208ZM211 104V105H210ZM221 104V105H220ZM81 105V106H80ZM87 105V106H86ZM170 105H172V104H170ZM220 105V106H219ZM229 105V106H228ZM245 105V104H244ZM95 106H96V104H95ZM89 107H92L91 108V110L92 111H90L89 109ZM93 107H94V111H93ZM219 107H221V108H219ZM96 108V109H95ZM80 109H82V111H80ZM85 109H87V110H85ZM97 109H99V112H98V110ZM152 109V108H151ZM210 109V110H209ZM85 110V113L83 112ZM90 112H89V111ZM95 110H97V112L99 113H97ZM103 110V111H102ZM106 110V111H105ZM87 111V112H86ZM112 111H113V109H112ZM153 111H154V109H153ZM182 111V112H181ZM196 111V112H195ZM126 112V111H125ZM203 112V113H202ZM208 112V113H209ZM240 113H241V111H239ZM235 113V114H237V115H241L240 113ZM81 113H83V114H81ZM88 113V114H87ZM92 113V114H91ZM124 113V112H123ZM180 113H182V115L180 114ZM185 113V114H184ZM159 114V113H158ZM192 114V115H191ZM84 115V116H83ZM86 115V116H85ZM205 116V117H204ZM217 116H218V118H217ZM146 117V115H144V117L143 118H145ZM208 117V116H207ZM261 119H262V116H259ZM44 118V117H43ZM71 118V117H70ZM73 118H75V117H73ZM220 118V119H219ZM234 118H238L236 115H235V117ZM162 119V118H161ZM78 120V119H77ZM163 120V119H162ZM207 120H208V118H207ZM243 120H244V118H243ZM243 120H241L240 122H239V124L242 122V124H243ZM252 120L253 121H256V120H259V119H256L255 117H252ZM249 120H247L246 122H248ZM21 122H22V120L21 121H17V123L15 124V125H17L18 127H20V128H17V126L15 127L14 126V128H15V130L17 131V132H21V133H24L25 135H26V139H27V141L30 143V144H32L33 145V142L35 141V139L37 138V137H34L33 135L34 134H32L31 132H33V131H31V129H29L27 126H26V123H23L22 125H20L21 124ZM121 122H122V124H121ZM205 122V123H204ZM127 123H129V124H127ZM139 123H142L143 124V122L142 121H139ZM170 123V124H169ZM81 124V125H80ZM84 124V125H83ZM122 126H121V125ZM218 124V125H217ZM230 124V123H229ZM242 124H240V125H242ZM136 125V126H135ZM169 125V126H168ZM171 125V126H170ZM199 125H201V129H200V131H199V136H197L196 135V126L198 127ZM217 125V126H216ZM257 126H259L258 124H256ZM255 125V126H256ZM2 126V124H0V144H1V147H5L6 148V146L4 145V143H9L10 142V140H11V142H12V146H15L16 144V142L14 143V140L15 139H13L12 138V136H10V134H8V133H6V131H5V129L3 128V126ZM107 126L108 127H110V128H108L107 129ZM112 126V127H111ZM118 126V127H117ZM122 128H121V127ZM141 126V127H140ZM22 127V128H21ZM26 127V128H25ZM81 127L83 128L82 130L84 131V132H82V130H81ZM130 127V128H129ZM183 127V128H182ZM89 128V129H88ZM135 128H136V130H135ZM165 128V129H164ZM177 128H179L178 130H177ZM211 128V129H210ZM214 128V129H213ZM19 131H18V130ZM26 129V130H25ZM73 129V128H72ZM104 129H105V131L106 132H108V133H104L103 131H104ZM139 129V130H138ZM172 131H171V130ZM198 129V128H197ZM208 130V132H207V130ZM102 130V131H101ZM110 130V131H109ZM113 130H114V132L116 133H114L113 132ZM128 130V131H127ZM130 130V131H129ZM141 130V131H140ZM179 130H182V131H179ZM179 133V135H178V133ZM213 133H212V132ZM5 132V133H4ZM75 132V131H74ZM87 132H89V134L87 133ZM102 132V133H101ZM119 132H120V135H119ZM176 132V133H175ZM211 132V133H210ZM95 134V135H97V139L95 138V139H93V141L92 140H89L88 138H90L91 137V134ZM104 133V134H103ZM110 133V134H109ZM114 133V134H113ZM167 133H169V134H167ZM171 133V134H170ZM203 133V134H202ZM205 133V134H204ZM5 135V136H3V135ZM70 134V131H67V135H69ZM87 136H86V135ZM103 134V135H102ZM108 134V135H107ZM132 134H133V136H132ZM137 134V135H136ZM190 134H192V136L190 135ZM255 134V135H254ZM84 135H85V137H84ZM107 135V136H106ZM126 136V137H124V136ZM168 135V136H167ZM177 135H178V137H177ZM185 135V136H184ZM190 135V136H189ZM203 135V136H202ZM219 135V136H218ZM254 135V136H253ZM137 136V137H136ZM172 136V137H171ZM176 136V137H175ZM179 136H180V138H179ZM188 136V137H187ZM221 136V137H220ZM2 137V138H1ZM5 137V138H4ZM81 137V138H80ZM84 137V138H83ZM118 137H120V138H118ZM123 137V138H122ZM141 137V138H140ZM174 137V138H173ZM184 137V138H183ZM204 137V138H203ZM219 137V138H218ZM249 137V138H248ZM7 138V139H6ZM89 141H87L86 139ZM93 138V137H92ZM116 138V140H114ZM124 138L126 139V140H124ZM132 138H133V140H132ZM175 138L178 140L177 142H176V140H175ZM201 138H203V139H201ZM239 138V139H238ZM4 139H6V140H4ZM9 139V140H8ZM31 139V140H30ZM119 139V140H118ZM120 139H123V141H121ZM138 139V140H137ZM183 139V140H182ZM206 139V140H205ZM104 140V141H103ZM129 140V141H128ZM180 140H181V142H180ZM194 140H196V141H194ZM211 140H212V142H211ZM2 141V142H1ZM78 142V144H77V142ZM82 141L83 142H86V143H82ZM90 141H92V143L90 142ZM96 141V142H95ZM110 141V142H109ZM131 141V142H130ZM145 141H149V140H145ZM199 141H201V142H199ZM245 141V142H244ZM247 141V142H246ZM105 142V143H104ZM108 142H109V145H108ZM115 142H117L115 145H114V143ZM120 143V145H118L119 143ZM138 142H140V144L138 143ZM149 142H152L151 140L149 141ZM180 142V143H179ZM202 142L204 143V145L202 144ZM234 142V141H233ZM232 142V143H233ZM74 143H72V144H74ZM104 143V144H103ZM113 143V144H112ZM134 145V143H135V145L133 146L132 144ZM138 143V144H137ZM175 143H177V144H175ZM248 143V144H247ZM69 144V143H68ZM67 144V145H68ZM84 144V145H83ZM86 144V145H85ZM108 146H107V145ZM125 144V145H124ZM127 144V145H126ZM131 144V145H130ZM176 146H175V145ZM196 144V143H195ZM202 144V145H201ZM65 145H66V143H65ZM64 145V146H65ZM67 145H66V147H67ZM91 145V146H90ZM124 145V146H123ZM139 145V146H138ZM177 145H179V146H177ZM79 146V147H78ZM99 146V147H98ZM112 146H114V148H116L115 150L113 149L112 150ZM120 148V146H121V149H119L118 147ZM134 148H133V147ZM91 147H93L92 149H91ZM95 147V148H94ZM104 147V148H103ZM106 147H108V148H106ZM125 147H126V149H125ZM132 147V148H131ZM135 147H137L138 149H136L135 150ZM190 147V148H191ZM199 147V148H198ZM229 147V146H228ZM37 148V147H36ZM77 148V149H76ZM182 149V151H181V149ZM188 148H189V146H188ZM230 148V147H229ZM234 148H236V147H231L230 148V150L231 149H234ZM248 148V147H247ZM73 149V150H72ZM77 150V152H80V153H78V156H77V154H76V151H74V150ZM91 149V150H90ZM99 149V150H98ZM101 149V150H100ZM104 149V150H103ZM110 151H109V150ZM175 149V150H174ZM178 149V150H177ZM180 149V150H179ZM216 150H217V152H219V150L221 149V148H215ZM214 149V150H215ZM249 150H250V148H248ZM35 150V151H34ZM67 150V151H66ZM72 150V151H71ZM79 150V151H78ZM96 150V152L95 153H98V154H96L95 155V153H94V151ZM124 150V151H123ZM131 150V151H130ZM37 151V152H36ZM74 151V152H73ZM83 151L85 152H87L86 154L88 155L89 153V151H90V153L91 154H89L88 156L84 153V155H83ZM99 151V152H98ZM109 151V152H108ZM113 151V152H112ZM117 152V154L115 153V152ZM130 151V152H129ZM170 151H173L172 153L170 152ZM175 151H177V152H175ZM221 151V150H220ZM31 153H33L34 155H36V157L38 156V157H41L40 155H41V152H40V154L38 153V148L37 149H33V150H31L30 151ZM34 152H36V153H34ZM68 154H67V153ZM112 152V153H111ZM128 152V153H127ZM136 152V153H135ZM170 152V153H169ZM175 152V154H173ZM197 152V153H196ZM200 152L202 153V154H200ZM207 152H208V155H207ZM38 153V154H37ZM70 153V154H69ZM82 153V154H81ZM92 153H94V159L92 158L93 156H91V155H93ZM114 153V155H112L113 157H110V155L111 154H113ZM141 153V154H140ZM220 153V152H219ZM243 153H245V152H243ZM66 154V155H65ZM72 154V155H71ZM100 154V156H98ZM102 154H103V156H102ZM121 154H123V155H121ZM130 154H132V155H130ZM136 154V155H135ZM74 155V156H73ZM81 155V156H80ZM106 155V156H105ZM107 155H108V157L112 160V158H113V163H111V164H109V166L107 165V163L106 164H104L103 162L101 163V162H99V160L100 159H107L108 157H107ZM71 156V157H70ZM90 157L91 156V159H93V160H91V159H87V157ZM131 156V157H130ZM133 156H136V157H133ZM204 156V157H203ZM206 156V157H205ZM243 156V155H242ZM72 157H75L76 159H79V160H76L75 158H72ZM81 157H83V158H81ZM101 157V158H100ZM107 157V158H106ZM263 157V156H262ZM95 158L97 159V160H95ZM109 158L107 159V160H109ZM138 160H137V159ZM85 159L87 160V161H85ZM140 159V160H139ZM179 159V158H178ZM201 161H200V160ZM263 159H264V157H263ZM110 160V161H111ZM122 160V161H123ZM137 160V161H136ZM173 160V159H172ZM91 161V162H90ZM93 161V162H92ZM96 161V162H95ZM120 161V162H119ZM179 161V160H178ZM181 161V160H180ZM77 162H79V165H78V163ZM86 162V163H85ZM196 162V163H195ZM198 162V163H197ZM212 162H213V159H212ZM76 163H77V165H76ZM81 163V164H80ZM92 163V164H91ZM93 163H96V165H94ZM139 163V164H138ZM146 165H145V164ZM149 163V164H148ZM182 163V161L181 162H179V165H180V167L182 168V165L183 164H181ZM263 163V162H262ZM262 163H257V170H260V166L259 165H262ZM66 164V163H65ZM102 164H104V166L106 165V168H101V166H102ZM113 164H114V166H115V168H114V166H113ZM142 164V165H141ZM100 165V166H99ZM79 166V167H78ZM88 166V167H87ZM111 166V167H110ZM140 166V167H139ZM214 166V165H213ZM244 166H245V164H244ZM80 167H83L84 169H82V168H80ZM89 167H90V170H89ZM100 167V168H99ZM109 167V168H108ZM139 167V168H138ZM175 167H176V165H175ZM255 167V168H256ZM74 168V167H73ZM116 169L117 171H115V170H113V169ZM141 168V169H140ZM149 168V169H148ZM104 169V170H103ZM164 169V170H163ZM264 169V168H263ZM53 170V171H52ZM72 170V169H71ZM71 170H70V174L72 175V177H74V175H75V172L72 170V172H71ZM86 170V171H85ZM92 170V171H91ZM94 170H95V172H94ZM98 170H99V173H98ZM101 170H102V172H103V174L101 173V176L98 178V176L100 175V172H101ZM113 172H112V171ZM147 170V171H146ZM163 170V171H162ZM210 170H211V172L213 173V177H215V175H216V167H213L212 168V166H211V168H210ZM49 171V172H48ZM60 171V172H59ZM128 171H130V170H128ZM140 171V172H139ZM57 172V173H56ZM61 172H62V174H61ZM144 172H145V175H144ZM178 172V170H175V173H177ZM192 172H193V174H192ZM53 173V174H52ZM56 173V174H55ZM58 173L60 174V175H58ZM109 173V174H108ZM173 176H172V175ZM55 175V176H54ZM91 175H93L92 176V180L90 179V177H91ZM103 175V176H102ZM199 175V176H198ZM61 176H62V178H61ZM81 176L79 177L80 179H83L84 177H82L81 178ZM198 176V177H197ZM55 177V178H54ZM56 177H58V178H56ZM96 177V178H95ZM106 177V178H105ZM140 177H141V179H140ZM144 177V178H143ZM159 177V178H158ZM185 177V178H184ZM203 178V179H201V178ZM95 178V179H94ZM110 178V179H109ZM147 178V179H146ZM200 178V179H199ZM260 177H258V180L260 181V179H259ZM54 179L55 180H57V181H55L54 182ZM79 179V183L80 184H82L83 182L81 181ZM99 180V182H98V180ZM160 179H161V182H160ZM177 179V180H176ZM184 179V180H183ZM214 179V178H213ZM74 180H75V177H74ZM113 180V181H112ZM134 180V181H133ZM150 180V181H149ZM158 180V181H157ZM82 183H81V182ZM103 181V182H102ZM198 181L200 182V183H198ZM210 180H207V182L209 183L208 185H211V186H213L212 184H214V183H216V179L215 180H211V182H209ZM137 182V183H136ZM193 182V183H192ZM54 183V184H53ZM85 183V182H84ZM91 183V184H90ZM93 183V184H92ZM158 183V184H157ZM170 183V184H169ZM198 183V184H197ZM203 183V184H202ZM62 184V185H61ZM77 184H78V179H77ZM145 184V185H144ZM150 184V185H149ZM83 185V184H82ZM114 185H117L116 183L114 184ZM170 185V186H169ZM59 186L61 187V189L64 191H62L61 189H58L59 188ZM149 186V187H148ZM161 186V187H160ZM199 186V187H198ZM58 187V188H57ZM94 187V188H93ZM147 187V188H146ZM167 189H166V188ZM175 187V188H174ZM78 188V187H77ZM146 188V189H145ZM65 189H67V190H65ZM160 189V190H159ZM71 190V191H70ZM98 190V191H97ZM176 190V191H175ZM68 191V192H67ZM43 192V191H42ZM168 192V193H167ZM69 193V194H68ZM163 193V194H162ZM44 194V193H43ZM71 194V195H70ZM186 196H185V195ZM68 195H70V196H72V199H74L75 198V200L73 201L70 197H68L67 198V196ZM79 195H80V193H79ZM164 195V196H163ZM52 196H54V195H52ZM151 197H153V198H151ZM261 197V196H260ZM39 200H41V201H44V202H46V201H48V199H50L49 197H43V196H41V197H37ZM160 198V199H159ZM164 198V199H163ZM37 199V200H38ZM55 198H53V200H54ZM162 199V201H159V200H161ZM194 199H197V200H195L194 201ZM261 198H257L256 200H254V202L256 203V205H255V203L253 202V204L251 205V206H253V207H257V204L259 203V202H256V201H258V200H260ZM71 200V201H70ZM60 201V202H59ZM69 203H68V202ZM79 201V202H78ZM37 201H35V203H36ZM66 202V203H65ZM72 202V203H71ZM150 202V203H149ZM157 202V203H156ZM163 202V203H162ZM193 202V203H192ZM198 202L200 203L199 205H198ZM132 203V202H131ZM159 203V204H158ZM193 204V206H194V209H195V213L194 214H189V217L190 218H187V221H188V219H190V223H191V225L190 226H187V228L188 229H185L186 231H184L185 232V236H184V232L182 233V231L181 232H179V230H177V228H176V225L175 224H177V221H178V216H180V215H182L183 214V212H185V210L184 209H186L185 208V206H184V204ZM24 204V203H23ZM96 204V205H95ZM158 206H157V205ZM168 204V205H167ZM195 204V205H194ZM28 205L30 206H32V205H34V202L33 201H29V203H28ZM90 205V206H89ZM150 205V206H149ZM161 205H163V206H161ZM64 208H63V207ZM88 206H89V208H88ZM97 206V207H96ZM199 206V207H198ZM251 206H250V208H251ZM91 207V208H90ZM94 207V208H93ZM249 208L248 210H249V212H247V213H250L251 215L249 216L250 217V219H253L252 221H254L255 219H254V217L256 218V216H257V218H258V214H259V212H258V210L256 209V208ZM43 208H44V206H43ZM85 208H87V209H84ZM98 208V209H97ZM100 208V209H99ZM94 209V210H93ZM201 209V210H200ZM100 210V211H99ZM235 211H237V209H234ZM255 210V211H254ZM66 211V212H65ZM84 211H86V213H84ZM161 211H163V212H161ZM206 211V210H205ZM252 211H254V212H252ZM25 212H26V210H25ZM63 212H65V213H67V214H65V213H63ZM78 212H80L79 213V216H80V218H79V220H76L75 221V218L73 217V216H76L77 215V213ZM96 212V213H95ZM161 212V213H160ZM200 212V213H199ZM231 212H233V208L231 207ZM258 212V213H257ZM63 213V214H62ZM72 213V214H71ZM73 213H75V215L73 214ZM163 213V214H162ZM178 213V214H177ZM256 213V214H255ZM80 214H85V215H83V218L85 217V216H89V218L91 219V221H90V219H87V222H88V224H86L84 221H83V218L81 217L82 215H80ZM101 214V216L99 217V215ZM108 214V215H107ZM196 214V215H195ZM200 214V216L198 217V215ZM233 214H235L236 215V212L235 213H233ZM232 214V215H233ZM255 214V215H254ZM17 215H19V216H17ZM63 215H64V217H63ZM67 217H66V216ZM71 215V216H70ZM95 215L98 217V218H96L95 217ZM140 215V216H139ZM143 215V216H142ZM245 215H246V212H245ZM254 215V216H253ZM142 216V217H141ZM163 218H162V217ZM196 216V217H195ZM71 217H72V219H71ZM114 219H113V218ZM144 217V218H143ZM156 217H158L159 219H160V221H162L165 225L164 226H162L161 224H160V222L158 221V219H156ZM194 217V218H193ZM202 217V216H201ZM233 217H235V216H233ZM64 219L67 223H65V221L64 220H62V219ZM82 218V219H81ZM113 220H112V219ZM148 218V219H147ZM167 218V219H166ZM178 218V219H177ZM257 218H256V220H257ZM74 219V220H73ZM108 219V220H107ZM116 219V220H115ZM157 220V221H154V220ZM170 221H169V220ZM233 219L234 218H231L230 220H231V222L233 221ZM249 219V220H250ZM262 219H264V218H261V220ZM62 220V221H61ZM71 220V221H70ZM99 220V221H98ZM114 220H115V222H114ZM164 220H166V221H164ZM171 220H173V221H171ZM74 221V222H73ZM81 221V222H80ZM106 221V222H105ZM120 221V222H119ZM125 221V222H124ZM132 221V222H131ZM169 221V222H168ZM234 221H235V219H234ZM244 221V220H243ZM260 221V220H259ZM71 223V225H70V223ZM83 222V223H82ZM127 222V223H126ZM129 222V223H128ZM148 222V223H147ZM262 222H264L263 220H262ZM74 224V226L72 227V225ZM79 225H78V224ZM81 223V224H80ZM99 223V224H98ZM102 223H105V225H103ZM111 223V224H110ZM113 223V224H112ZM147 223V224H146ZM158 223V224H157ZM172 225H171V224ZM242 223V222H241ZM240 223V224H241ZM65 224H67V226L65 225ZM98 224V225H97ZM139 224V225H138ZM168 224V225H167ZM102 225V226H101ZM125 225H127V226H125ZM136 225V226H135ZM160 225V226H159ZM242 226H240V227H243L244 225H243V223L241 224ZM97 226V227H96ZM104 226V227H103ZM125 226V228H123ZM144 226V227H143ZM158 226V227H157ZM162 226V227H161ZM166 226V227H165ZM173 226V227H172ZM75 227H79L80 229L82 228V227H87V228H89V230H88V232H86L85 231V234H87L88 233V235H93V236H90L89 237V239L88 238H85V237H83V236H81V235H79V236H77V237H73L72 236V234L70 233V231H72V228H75ZM103 227V228H102ZM120 227V228H119ZM133 227V228H132ZM138 227V228H137ZM175 227V228H174ZM192 227L194 228V226L192 225ZM71 228V229H70ZM144 228H145V230H144ZM186 228V227H185ZM203 228H205V227H203ZM65 229V230H64ZM98 229V230H97ZM102 229V230H101ZM103 229H105V231L103 230ZM173 229V230H172ZM121 230V231H120ZM175 230V231H174ZM99 231V233L100 232H102L101 233V236L100 237H98L97 239L95 238L94 239V234L93 233H96V232H98ZM118 231V232H117ZM90 232H91V234H90ZM104 232H106V233H104ZM160 232V233H159ZM165 232H167V233H165ZM187 232V233H186ZM234 232V231H233ZM232 232V230H230L229 232H228V230H226L225 231V233H223V236L224 237H227V241L228 242H233L234 240L235 241H239L240 243H241V245H242V242H243V245H242V250L241 251H243V250H247L246 248L248 247L247 245L249 244V247L251 248V250H252V252H254V253H256V254H261V253H263L264 252V249H263V243H257V242H255V244H254V241L252 242V240H251V238L250 237H246V235L245 236H242V237H240V235H242V234H235V236L233 237V235L231 234V233H233ZM255 232H256V229H255V231H252V233H254L255 234ZM50 234H52V231H50L49 232ZM104 233V235H102ZM117 233V234H116ZM122 233V234H121ZM171 233V234H170ZM175 234V236H172V234ZM229 233V234H228ZM192 234H194V235H192ZM225 234V235H224ZM108 235V236H107ZM164 235H168L167 237L166 236H164ZM177 235V236H176ZM180 235V236H179ZM107 236V239H105V237ZM205 236H206V234H205ZM219 236H221V235H219ZM219 236H217V238L219 239ZM104 239H103V238ZM109 237V238H108ZM178 237V238H177ZM179 237H180V240H182L181 242H179L180 240H179ZM229 237V238H228ZM85 238V239H84ZM92 238V239H91ZM170 238L171 239H175L174 241L173 240H170ZM221 238H222V236L220 237V241H221ZM87 239V240H86ZM101 239H103V240H101ZM117 239H118V241H117ZM166 239V240H165ZM184 239V240H183ZM194 239H196V240H194ZM205 239H207V237H205ZM231 239H233V241L231 240ZM89 240V241H88ZM171 241L170 243L168 242V241ZM179 240V241H178ZM173 241V242H172ZM175 241H178V245H175L176 244V242ZM186 241V243L188 244H186L185 243V246L187 247V251H188V253L186 254V247L185 248H183L184 247V242ZM226 241V242H227ZM24 243V245H21V243ZM250 242H252L253 243V245H255V250H254V248L252 249V243H250ZM180 243H182L181 245H180ZM204 243H206V240H204ZM18 244L20 245V247L18 248V249H16V250H14L13 248L15 247V246H18ZM233 244V243H232ZM231 244V245H232ZM251 244V245H250ZM160 245H163V247H164V249H165V251L167 252V254H168V257L167 256H165V260H163L162 259V257H161V255L159 254V252H158V249L157 248H161L160 247ZM180 245V246H179ZM200 245V244H199ZM229 245H230V243H229ZM258 245V246H257ZM149 246H152V247H149ZM176 246H179V248H181L182 250H184V251H182V252H179V254L177 255V252L178 251H180V250H178V247H176ZM182 246V247H181ZM175 248V249H173V248ZM248 247V248H249ZM141 248H142V250H141ZM226 248V246L224 247V248H221V250H224ZM256 248H257V250H259L258 252H257V250H256ZM263 250H262V249ZM23 249L25 250V252H23ZM151 249V250H150ZM162 249V248H161ZM139 250V251H138ZM130 251V253H128ZM227 250H224V252L222 251V255L221 256H224V255H227L228 256V258L225 260V262H227L228 264H232V261L236 258V256H238L239 254L235 251H229L228 250V252H226ZM240 251V252H241ZM256 251V252H255ZM232 252H234V254L236 255H234V254H230V253ZM228 253V254H227ZM156 254V255H155ZM230 254V255H229ZM38 255V256H37ZM119 255V256H118ZM121 255H122V253H121ZM241 255H243L244 256V254H243V252H241ZM153 256H154V258H153ZM155 256H157V258L155 257ZM220 256V257H221ZM140 257V258H139ZM232 257V258H231ZM233 257H235V258H233ZM124 259H125V257H124ZM176 259V260H175ZM179 259V260H178ZM233 259V260H232ZM244 260V259H243ZM28 261V262H27ZM124 262V261H123ZM125 263V262H124ZM155 262H153L152 264H154ZM261 264H264V262L263 261H261L260 262ZM238 264H243V262H241V259L239 260V262H238Z\"/></svg>",
    "mask_w": 264,
    "mask_h": 264
},
{
    "label": "water",
    "instance_id": "water-1",
    "mask_svg": "<svg viewBox=\"0 0 264 264\" xmlns=\"http://www.w3.org/2000/svg\"><path fill=\"white\" fill-rule=\"evenodd\" d=\"M77 20L81 24H93L97 21V16L89 9H81L77 13Z\"/></svg>",
    "mask_w": 264,
    "mask_h": 264
}]
</instances>
